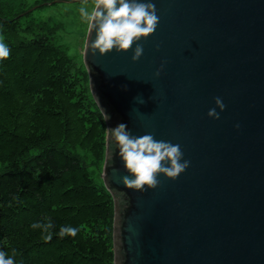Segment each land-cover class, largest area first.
Listing matches in <instances>:
<instances>
[{
  "label": "water",
  "instance_id": "water-1",
  "mask_svg": "<svg viewBox=\"0 0 264 264\" xmlns=\"http://www.w3.org/2000/svg\"><path fill=\"white\" fill-rule=\"evenodd\" d=\"M61 1L81 0L44 4ZM152 2L160 20L137 61L132 49L93 55L89 25L82 52L105 121L113 264H264V0ZM217 96L226 108L212 119ZM119 124L179 144L190 166L156 189H128L107 131Z\"/></svg>",
  "mask_w": 264,
  "mask_h": 264
},
{
  "label": "trees",
  "instance_id": "trees-1",
  "mask_svg": "<svg viewBox=\"0 0 264 264\" xmlns=\"http://www.w3.org/2000/svg\"><path fill=\"white\" fill-rule=\"evenodd\" d=\"M19 13L0 3V251L15 264H113V202L94 177L106 128L87 72L45 35L17 38ZM48 220L45 241L31 225ZM64 226L77 235L61 238Z\"/></svg>",
  "mask_w": 264,
  "mask_h": 264
},
{
  "label": "clouds",
  "instance_id": "clouds-1",
  "mask_svg": "<svg viewBox=\"0 0 264 264\" xmlns=\"http://www.w3.org/2000/svg\"><path fill=\"white\" fill-rule=\"evenodd\" d=\"M87 3V0H84ZM82 19L88 22L90 30L95 29L94 41L88 45L93 55L103 56L115 49L117 52H127L132 49L131 60L137 61L143 54L142 38L152 35L158 26L160 17L152 0H93L91 12L86 7L80 8ZM133 45L135 47L133 48ZM157 46V50H158ZM10 50L0 41V60L7 59ZM163 64L156 70L154 76H159ZM215 107L210 108L207 116L219 119L226 105L221 97L213 98ZM141 103H144L142 99ZM220 110V112L217 111ZM109 117L105 115V119ZM235 128L240 125L236 124ZM119 145L118 155L129 175L121 177V183L128 189L137 192L156 189L160 185L158 176L163 175L168 180H176L190 166V161L183 159L184 153L179 144L156 140L153 134L136 137L127 129V125L119 124L107 129ZM50 220L44 223H33L32 229H40L45 241L52 239ZM78 229L64 226L58 235L75 237ZM13 256L7 257L0 251V264H15Z\"/></svg>",
  "mask_w": 264,
  "mask_h": 264
},
{
  "label": "rangeland",
  "instance_id": "rangeland-1",
  "mask_svg": "<svg viewBox=\"0 0 264 264\" xmlns=\"http://www.w3.org/2000/svg\"><path fill=\"white\" fill-rule=\"evenodd\" d=\"M39 0H0L2 7L11 11L20 12V25L16 28L19 39H30L36 34L47 36L50 41L60 45L80 68H84L83 47L87 32L88 22L82 19L80 8L86 7L89 12L93 9V0L61 1L44 5L37 4ZM22 10V11H20ZM9 11L6 16H10ZM29 27V28H27ZM0 41L5 42L4 33H0ZM89 86V82H88ZM99 174L94 177L98 181Z\"/></svg>",
  "mask_w": 264,
  "mask_h": 264
}]
</instances>
